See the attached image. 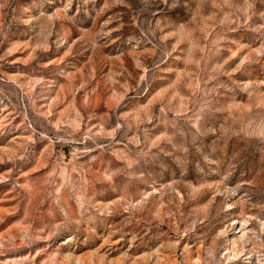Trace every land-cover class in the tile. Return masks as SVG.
Returning a JSON list of instances; mask_svg holds the SVG:
<instances>
[{
    "label": "rangeland",
    "instance_id": "374dc122",
    "mask_svg": "<svg viewBox=\"0 0 264 264\" xmlns=\"http://www.w3.org/2000/svg\"><path fill=\"white\" fill-rule=\"evenodd\" d=\"M0 264H264V0H0Z\"/></svg>",
    "mask_w": 264,
    "mask_h": 264
}]
</instances>
